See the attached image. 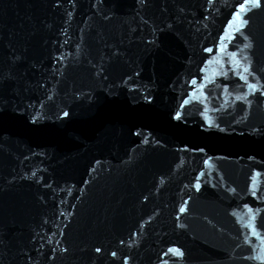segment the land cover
<instances>
[{
    "label": "water",
    "instance_id": "obj_1",
    "mask_svg": "<svg viewBox=\"0 0 264 264\" xmlns=\"http://www.w3.org/2000/svg\"><path fill=\"white\" fill-rule=\"evenodd\" d=\"M240 2L0 0V264H145L264 99Z\"/></svg>",
    "mask_w": 264,
    "mask_h": 264
},
{
    "label": "snow or ice",
    "instance_id": "obj_2",
    "mask_svg": "<svg viewBox=\"0 0 264 264\" xmlns=\"http://www.w3.org/2000/svg\"><path fill=\"white\" fill-rule=\"evenodd\" d=\"M70 2H71V0H70ZM140 2L141 3H147V0H140ZM59 3V0H57V4ZM213 3V0H208V4L209 5H211ZM260 9H264V0H242V2H240V3H238L237 5H236V10L233 12V14H232V19H229L228 20V26L229 27H231V28H233V30L234 31H238L239 30V28L240 27H242V26H246L248 23H249V20L248 19H246L245 17H246V15H247V13H249V12H251V11H253V10H260ZM182 11V10H181ZM234 21H239V25H237V24H235L234 23ZM172 25L171 24H169V25H167V27H171ZM160 31H163L162 29H160ZM227 39V37L226 36H220V38H219V40H220V45H219V47H220V50L223 52L224 51V45H223V42L225 41ZM244 40L245 41H247L248 40V37L247 36H244ZM152 42H154V41H149V43H152ZM243 47L245 48V49H247L248 47H250V45L248 44V43H245L244 45H243ZM212 48H208V49H206V51H208V52H212ZM232 57H235L236 55H237V53L236 52H232L231 54H230ZM62 58V57H61ZM243 62V68H242V70L239 72V76H240V79H242V80H244L245 81V84H246V86L249 88V89H256L257 88V84L256 83H250V82H248V75H246V74H249L250 73V65H249V62H248V60H247V57H242L241 58V60H237V61H235V63H236V66H237V68L238 69H240V67H241V63ZM252 75H255L254 73H251ZM137 75H139V73H137ZM192 83L193 84H195L196 83V79L194 78L193 80H192ZM225 88H227V85H225L224 86ZM49 99H51V94H49V97H48ZM146 99H151L150 97H146ZM236 99L237 100H243V99H245V96H243V95H238L237 97H236ZM189 101L186 99L185 101H184V103L183 104H181V108H183V106H184V104H186V103H188ZM0 110H2V109H0ZM61 115L63 116V117H68L69 116V112L68 111H63L62 113H61ZM175 119H180L181 118V112L180 111H177L176 113H175V117H174ZM35 119V118H34ZM193 151H200V152H203L204 151V149L203 148H199V149H193ZM205 163H207V161H205ZM253 179H255V178H253ZM196 187L197 188H199L200 187V185H199V183L197 182V184H196ZM233 191H234V189H233ZM147 199V197H145V200ZM245 208H248V205H245L244 206ZM179 211L181 212V213H183L184 211H185V208L183 207V206H181L180 207V209H179ZM249 211H251L250 209H249ZM248 227L251 229V231H252V233H256V228L255 227H253L252 225H248ZM245 240H246V242H247V240H248V238L247 237H245ZM120 243L121 244H123L124 243V241H120ZM63 251H67V249L65 248V249H63ZM102 251V249L101 248H99V247H97V248H95V252H97V253H99V252H101ZM168 252L169 253H176V254H178V255H182L183 253L180 251V249L179 248H175V247H173V248H169V250H168ZM166 255H167V253H166ZM111 256L112 257H116L117 256V253L115 252V251H113V252H111ZM249 258H252V257H249ZM256 258H258V259H261V260H264V256H259V257H256ZM124 264H129V257H124ZM162 264H166V262H162Z\"/></svg>",
    "mask_w": 264,
    "mask_h": 264
}]
</instances>
